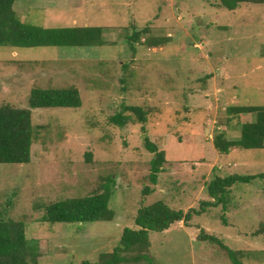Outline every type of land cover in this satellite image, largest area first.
Returning <instances> with one entry per match:
<instances>
[{
    "label": "rangeland",
    "instance_id": "374dc122",
    "mask_svg": "<svg viewBox=\"0 0 264 264\" xmlns=\"http://www.w3.org/2000/svg\"><path fill=\"white\" fill-rule=\"evenodd\" d=\"M15 11L44 28L104 27L108 42L0 46V107L29 109L35 88H76L82 99L77 109H32L31 162L0 165V215L26 223L31 264L96 262L119 245L143 204L163 201L187 213L209 200L216 177L264 174V149L232 147L225 155L215 147L219 134L239 140L243 125L255 120L230 114L231 107L264 106V5L227 11L219 0H16ZM132 25L151 30L129 44ZM152 37L167 42L149 48L144 43ZM123 106L147 110V122L113 125L110 118ZM146 136L167 158L156 185ZM108 177L113 223L42 221L47 205L87 196ZM148 186L154 191L145 197ZM231 189L225 212L209 207L189 223L151 232L150 260L232 264L200 238L205 231L247 252L244 264H264V178Z\"/></svg>",
    "mask_w": 264,
    "mask_h": 264
},
{
    "label": "trees",
    "instance_id": "16d2710c",
    "mask_svg": "<svg viewBox=\"0 0 264 264\" xmlns=\"http://www.w3.org/2000/svg\"><path fill=\"white\" fill-rule=\"evenodd\" d=\"M15 2L16 0H0V46L18 49L38 47L91 48L108 45L104 39V32L106 31L104 27L44 28L29 24L16 13ZM219 2L227 11H235L244 3L264 5V0H219ZM131 29L133 35L127 34L126 37L129 44L133 40L140 41V38L151 30L150 27L138 30L134 25ZM165 40L152 37L144 44L152 48L159 46L160 41L162 44L167 42ZM28 100L29 109L14 108L11 105L0 107V165H21L31 162L32 145L36 140V130L33 129L32 125V109H77L82 107L80 92L76 88H35ZM229 113L253 114L256 117L254 122L243 125L239 140L231 141L226 139L224 134H219L215 140L216 149L225 155L230 153L232 147H240L246 150L264 149V106H235L229 109ZM148 115L150 116V113L141 107L123 106L119 112L110 118V122L115 126L124 127L137 119L139 123L143 124L147 122ZM143 129L145 131V128ZM144 145L150 153L154 154L149 180L156 185L160 173H164V164L167 162L166 154L148 136L145 137ZM88 156L91 154L89 153ZM257 177L264 178V174L234 175L227 178L216 177L208 186L209 200L201 201L199 210L192 208L187 213L183 210L173 209L163 201H157L148 206L143 204L135 217L134 226L124 229L119 245L114 251L102 253L96 262L85 260L80 264H132L142 260L147 264H154L149 258L151 257V232L162 233L169 230L174 224L189 223L194 216L201 215L209 207L222 206V210L225 212L231 198V188L237 182L251 183ZM112 182L113 179L108 177L87 196L66 199L47 205L42 221L51 225L113 223L116 213L110 208V200L113 195ZM153 191V188L148 186L144 189L143 194L146 197ZM1 217L0 215V264H31V256L34 257V255L31 252L26 223ZM200 238L219 246V250L226 254L232 264H244L242 258L246 257L247 252L235 251L221 239L207 234L205 231L201 232ZM32 262L37 264L36 259H33Z\"/></svg>",
    "mask_w": 264,
    "mask_h": 264
},
{
    "label": "crops",
    "instance_id": "0c3cea01",
    "mask_svg": "<svg viewBox=\"0 0 264 264\" xmlns=\"http://www.w3.org/2000/svg\"><path fill=\"white\" fill-rule=\"evenodd\" d=\"M230 154V153H229ZM224 168V167H223Z\"/></svg>",
    "mask_w": 264,
    "mask_h": 264
},
{
    "label": "clouds",
    "instance_id": "9594fccd",
    "mask_svg": "<svg viewBox=\"0 0 264 264\" xmlns=\"http://www.w3.org/2000/svg\"><path fill=\"white\" fill-rule=\"evenodd\" d=\"M220 153V152H219Z\"/></svg>",
    "mask_w": 264,
    "mask_h": 264
}]
</instances>
